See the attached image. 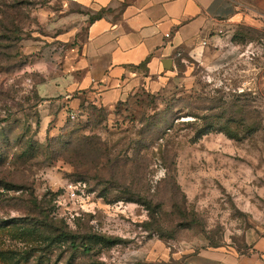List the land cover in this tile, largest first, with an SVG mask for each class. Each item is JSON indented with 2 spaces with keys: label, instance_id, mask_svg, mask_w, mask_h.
Wrapping results in <instances>:
<instances>
[{
  "label": "rangeland",
  "instance_id": "rangeland-1",
  "mask_svg": "<svg viewBox=\"0 0 264 264\" xmlns=\"http://www.w3.org/2000/svg\"><path fill=\"white\" fill-rule=\"evenodd\" d=\"M69 8L64 0H0V220L25 216L33 193L53 200L56 216L80 235L118 240L43 264H162L176 252L207 247L248 251L264 232V29L239 24L228 50L209 66L188 60L159 92L141 87L110 108L82 103L44 126L47 109L57 112L44 108L40 87L58 72L64 51L53 39L70 26L85 28L75 13L81 10ZM50 42L56 58L48 62L43 50ZM188 94L194 115L180 120L193 127L181 125L178 137L160 146L167 107ZM77 125L96 135L99 153L107 148L110 160L97 153L76 170L62 159V142ZM139 196L152 199L153 210ZM2 246L17 250L24 242L6 236Z\"/></svg>",
  "mask_w": 264,
  "mask_h": 264
},
{
  "label": "crops",
  "instance_id": "crops-1",
  "mask_svg": "<svg viewBox=\"0 0 264 264\" xmlns=\"http://www.w3.org/2000/svg\"><path fill=\"white\" fill-rule=\"evenodd\" d=\"M64 1L81 10L75 13L83 14L85 28L70 26L53 39L64 51L58 72L40 87L47 98L44 108L53 105L57 112L47 109L44 126L55 117L62 122L67 109L82 103L110 108L141 87L159 92L180 76L188 60L209 66L228 50L239 24L264 29V0ZM50 43L43 50L47 61L56 58ZM172 260L162 264H264V232L246 252L207 247L185 256L176 252Z\"/></svg>",
  "mask_w": 264,
  "mask_h": 264
},
{
  "label": "trees",
  "instance_id": "trees-1",
  "mask_svg": "<svg viewBox=\"0 0 264 264\" xmlns=\"http://www.w3.org/2000/svg\"><path fill=\"white\" fill-rule=\"evenodd\" d=\"M16 18L17 16L13 17V23H16ZM15 31L19 33L20 27L17 26ZM21 37L20 34L18 39H21ZM191 108V94L172 99V104L167 107L168 113L164 119V129L157 138L163 141L160 146H167L171 141H174L182 129L180 128L181 125H185L186 128L193 127V121L180 120L182 114L185 116L194 115ZM78 127V125L75 126L68 140L62 142L63 146L60 148L62 159L75 166L76 170H85L84 166H87L89 162L93 163L94 156L97 153L105 157L107 161L110 160L107 148H105L102 154L99 153L96 135H86ZM247 129L252 130L254 127L248 126ZM87 154H90V156L86 157ZM167 157V154L164 155V160ZM163 162L168 171L165 177L168 178L171 171L169 172L168 164L165 161ZM166 178L162 181H167ZM3 185H5L4 182H0V187ZM30 196L31 198L27 199L24 208L25 216L10 222L0 220V260L1 258L2 260H7L9 264H24L25 261L29 262L31 257H34L36 264H43L58 253L62 255L70 254V259H75L78 256L90 254L96 245L110 247L118 243L116 238L103 234H94L87 237L80 235L78 232L72 230L63 218L56 216L52 205L50 206L53 200L39 201L33 193ZM138 199L150 210H153L155 207L152 199L147 196H139ZM156 207L161 209L162 206L160 204ZM6 236H10L16 241L24 242V246L17 250L13 248L4 249L2 244H4Z\"/></svg>",
  "mask_w": 264,
  "mask_h": 264
},
{
  "label": "built area",
  "instance_id": "built-area-1",
  "mask_svg": "<svg viewBox=\"0 0 264 264\" xmlns=\"http://www.w3.org/2000/svg\"><path fill=\"white\" fill-rule=\"evenodd\" d=\"M69 116H70V118H72V119H74V118H76V113L75 112H70V114H69Z\"/></svg>",
  "mask_w": 264,
  "mask_h": 264
}]
</instances>
